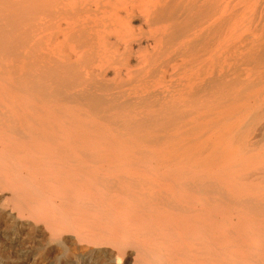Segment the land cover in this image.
<instances>
[{"label": "bare ground", "instance_id": "6f19581e", "mask_svg": "<svg viewBox=\"0 0 264 264\" xmlns=\"http://www.w3.org/2000/svg\"><path fill=\"white\" fill-rule=\"evenodd\" d=\"M259 7L0 0V221L48 264H264Z\"/></svg>", "mask_w": 264, "mask_h": 264}, {"label": "rangeland", "instance_id": "374dc122", "mask_svg": "<svg viewBox=\"0 0 264 264\" xmlns=\"http://www.w3.org/2000/svg\"><path fill=\"white\" fill-rule=\"evenodd\" d=\"M258 4L260 6L258 10H264V0H258ZM246 20L250 21L252 18L247 15ZM249 27V32H253L254 28L252 25H249ZM247 50V47H242L235 50V52L237 54H242ZM252 66L254 67V72L260 71L262 73L264 71L263 66L255 64H249L247 65V68L253 69ZM7 202V194L0 192V206L4 203L7 204ZM51 253L52 252H50L48 247H42L41 240L37 232L30 230H18L14 228L12 229V226L9 225L8 221H0V264H39L40 262L38 260L40 255H44L48 258V264L50 262V257L53 254Z\"/></svg>", "mask_w": 264, "mask_h": 264}]
</instances>
